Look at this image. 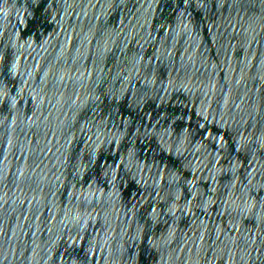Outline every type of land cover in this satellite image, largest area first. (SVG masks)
I'll use <instances>...</instances> for the list:
<instances>
[{"label": "water", "instance_id": "95a60500", "mask_svg": "<svg viewBox=\"0 0 264 264\" xmlns=\"http://www.w3.org/2000/svg\"><path fill=\"white\" fill-rule=\"evenodd\" d=\"M221 264H264V0H84Z\"/></svg>", "mask_w": 264, "mask_h": 264}]
</instances>
